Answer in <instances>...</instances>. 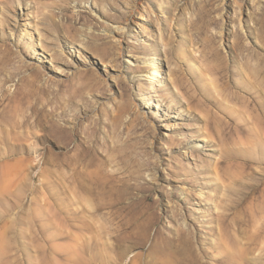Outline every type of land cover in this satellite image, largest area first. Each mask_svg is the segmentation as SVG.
Segmentation results:
<instances>
[{"label": "rangeland", "instance_id": "rangeland-1", "mask_svg": "<svg viewBox=\"0 0 264 264\" xmlns=\"http://www.w3.org/2000/svg\"><path fill=\"white\" fill-rule=\"evenodd\" d=\"M259 1L0 0V264H264Z\"/></svg>", "mask_w": 264, "mask_h": 264}, {"label": "bare ground", "instance_id": "bare-ground-1", "mask_svg": "<svg viewBox=\"0 0 264 264\" xmlns=\"http://www.w3.org/2000/svg\"><path fill=\"white\" fill-rule=\"evenodd\" d=\"M235 1V0H234ZM253 2L259 4L260 1L259 0H253ZM236 3V2H235ZM247 4H244V5H239L238 8L240 10V15H242L243 12H245V10L247 9ZM238 22H239V26L240 28H243L242 26V18L241 16L239 17L238 19ZM120 27V26H119ZM151 65H153V67L151 68V72H149V75H148V79L150 80V82H152L154 80V74H159L164 72L165 73V70L162 68L163 67V64H161V62H154L152 63ZM163 76H158V78H162Z\"/></svg>", "mask_w": 264, "mask_h": 264}]
</instances>
